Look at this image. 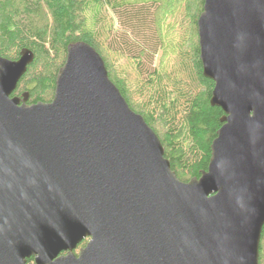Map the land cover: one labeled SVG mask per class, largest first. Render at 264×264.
<instances>
[{"label":"water","instance_id":"1","mask_svg":"<svg viewBox=\"0 0 264 264\" xmlns=\"http://www.w3.org/2000/svg\"><path fill=\"white\" fill-rule=\"evenodd\" d=\"M197 34L224 115L188 181L88 43L68 45L50 102L12 95L31 50L0 55V264H259L264 0H204Z\"/></svg>","mask_w":264,"mask_h":264},{"label":"trees","instance_id":"2","mask_svg":"<svg viewBox=\"0 0 264 264\" xmlns=\"http://www.w3.org/2000/svg\"><path fill=\"white\" fill-rule=\"evenodd\" d=\"M160 3L0 0V55L17 59L23 48L31 50L33 60L12 95L23 97L26 93L27 104L50 102L68 45L88 43L102 57L110 80L129 107L142 115L159 137L177 177L188 181L207 168L210 145L224 112L210 104L214 82L204 76L200 61L197 19L204 0H189L187 36L182 38L184 42L172 45L176 53L169 68L156 64L164 46L157 16ZM113 54L132 61L135 78L112 66L109 60ZM86 242L83 239L77 248ZM27 261L34 264L33 258ZM258 262L264 264V225Z\"/></svg>","mask_w":264,"mask_h":264},{"label":"rangeland","instance_id":"3","mask_svg":"<svg viewBox=\"0 0 264 264\" xmlns=\"http://www.w3.org/2000/svg\"><path fill=\"white\" fill-rule=\"evenodd\" d=\"M159 1L161 3L157 16L164 46L158 52L156 64L159 68H169L176 53V47L173 48L172 45L184 42L182 38L187 36L186 30H188L187 27L189 25L185 22L189 16L187 13L189 0ZM112 57L113 59L109 61L117 71L123 72V74L131 79L135 78V71L131 60L120 57L118 54H113ZM80 248L76 249V253L79 252Z\"/></svg>","mask_w":264,"mask_h":264},{"label":"flooded vegetation","instance_id":"4","mask_svg":"<svg viewBox=\"0 0 264 264\" xmlns=\"http://www.w3.org/2000/svg\"><path fill=\"white\" fill-rule=\"evenodd\" d=\"M86 239L88 240V238H86ZM78 245H79V244H78ZM76 248H77V247H76ZM76 248H75V249H76ZM75 249H74V250H75ZM74 250H73V251H74ZM64 253H65V252H64ZM75 254H78V253H75Z\"/></svg>","mask_w":264,"mask_h":264}]
</instances>
